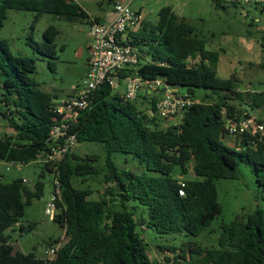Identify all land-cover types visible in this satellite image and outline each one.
Instances as JSON below:
<instances>
[{
    "label": "trees",
    "instance_id": "obj_1",
    "mask_svg": "<svg viewBox=\"0 0 264 264\" xmlns=\"http://www.w3.org/2000/svg\"><path fill=\"white\" fill-rule=\"evenodd\" d=\"M9 10L69 20L87 16L68 0H0V32ZM58 34L51 26L43 33V42L30 38L28 43L33 51L51 59L52 70L56 68ZM134 39L142 56L133 75L144 80L163 78L178 88L212 90L218 101L194 102L185 110L181 125L162 128L155 114V98L141 96L128 102L103 84L94 92L91 107L70 125L78 144L102 146L103 164L96 154L81 157L75 151L58 163L39 161L51 152L50 132L61 119L54 108L61 101L34 79L36 60L15 55L8 41L0 39V123L11 130L0 137V163L42 164L53 176L54 189L59 182L61 199L53 221L66 236L52 262L15 252L9 233L17 226L22 233L35 229V224L26 226L23 218L26 206L43 197L45 183L38 180L31 190L23 179L0 182V264H264L262 209L246 219L222 224L215 248L188 244L181 250L161 249L164 257L160 260L150 257L139 230L200 236L223 211L215 181L239 179L241 163L251 167L264 188V139L246 135L234 148L223 143L229 138L224 131L227 119L238 121L246 116L228 103L227 95L238 93L236 82L218 76L219 54L207 50L185 18L170 7L163 8L158 22H144ZM238 96L251 110L264 108V92ZM116 154L124 155L127 162L132 157L142 173L120 169ZM191 169L195 179H187ZM73 179L104 183L107 194L91 200L92 191L75 188ZM133 200L147 207V219L136 218V208L128 209L126 203ZM116 201L122 209L110 210Z\"/></svg>",
    "mask_w": 264,
    "mask_h": 264
},
{
    "label": "rangeland",
    "instance_id": "obj_2",
    "mask_svg": "<svg viewBox=\"0 0 264 264\" xmlns=\"http://www.w3.org/2000/svg\"><path fill=\"white\" fill-rule=\"evenodd\" d=\"M80 6L87 16H79L74 20L67 17H56L53 14L37 16L36 12L9 10L0 32V39L8 41L11 51L22 57L36 60L37 70L34 79L41 84L43 90L55 94L58 100H66L73 93V89L84 88L83 79L88 71L89 25L109 23L114 19V9L118 2L130 4L135 11H141L145 22L156 24L161 9L170 7L174 13L185 18L194 30L196 37L205 42L209 51L217 52L219 60L215 70L223 79H234L237 94L227 95L228 103L243 111L245 115H254L253 110L238 96H254L264 92V10L262 3L251 0L234 4L233 0H68ZM55 27L59 34L55 40L57 59L56 68L49 65L51 59L43 57L33 51L28 45L30 38L35 42H43V33L49 27ZM195 64V62H194ZM124 82L118 87L123 93ZM179 92L194 102L205 101L212 104L218 101L212 90L180 87ZM227 94V93H222ZM208 96V97H207ZM264 118V116H263ZM162 128L168 123L161 122ZM1 133L11 132L1 123ZM227 145V140H223ZM75 152L81 157L98 155L101 164L104 163L102 146L99 144H78ZM120 169L142 173L137 162L130 157L125 160L121 154L114 155ZM187 179H195L192 169ZM44 174L42 177L41 174ZM2 183H11L17 179L29 181L27 187L31 190L38 180L45 183L44 195L26 206L23 223L26 226L35 224L34 230L22 233L17 226L11 231V243L15 252L25 255L34 254L44 258L50 249L66 242L65 231L45 214L46 205L54 192L53 176L45 170L42 164L32 163L28 166L15 168L9 163H0ZM72 184L81 190H91V200L98 201L106 196L105 184L97 181H82L73 179ZM218 202L223 211L210 227L198 237L186 233L159 235L154 231L141 228L139 231L145 238L152 259L160 260L164 257L161 249H183L188 244L203 248L218 246L222 234V224L231 223L237 218H247L255 210H264V188L257 182L249 165L241 163L239 179L216 180ZM131 211L136 208V218H148L147 207L136 201L126 203ZM120 202L110 205V210H121ZM58 243V244H57ZM165 254H168L165 252ZM171 256V255H170Z\"/></svg>",
    "mask_w": 264,
    "mask_h": 264
},
{
    "label": "built area",
    "instance_id": "obj_3",
    "mask_svg": "<svg viewBox=\"0 0 264 264\" xmlns=\"http://www.w3.org/2000/svg\"><path fill=\"white\" fill-rule=\"evenodd\" d=\"M248 4L250 0H234ZM264 6V0H257ZM114 19L106 24L92 22L89 25L88 71L83 79L84 88H76L66 100L56 103L55 113L60 116L59 122L53 125L50 132L51 152L42 162L58 163L65 156L75 151L78 146L76 135L70 133V125L75 123L82 112L88 110L92 104L94 92L103 84H108L114 92H118L121 82L124 91L121 97L128 102H136L139 98L156 99V115L167 127L182 124L185 110L194 101L182 95L178 87L169 86L166 80L158 78L144 80L132 74L141 63L142 53L135 45L134 35L144 26L141 11H135L130 4L118 2L114 9ZM153 113V112H150ZM241 120L227 119L224 126L225 135L230 139L241 141L246 135L264 139V118L255 115ZM0 123V131H1ZM2 133L0 132V137ZM15 168L24 167L21 163H9ZM24 184L29 181L23 179ZM184 186V185H183ZM184 195V192H180ZM61 199L60 184L56 181L55 189L47 205L45 214L52 220L55 218ZM60 246L50 249L45 255L48 261H54Z\"/></svg>",
    "mask_w": 264,
    "mask_h": 264
},
{
    "label": "crops",
    "instance_id": "obj_4",
    "mask_svg": "<svg viewBox=\"0 0 264 264\" xmlns=\"http://www.w3.org/2000/svg\"><path fill=\"white\" fill-rule=\"evenodd\" d=\"M68 3H73V2L72 1H68ZM75 89H76V87L73 89V91ZM58 101H61V100H58ZM253 113H254L255 116L263 118V116H264V108L253 110ZM151 115H153V114L151 113ZM225 140H227L228 146L233 147V148L235 147L236 140L230 139V138H225Z\"/></svg>",
    "mask_w": 264,
    "mask_h": 264
},
{
    "label": "water",
    "instance_id": "obj_5",
    "mask_svg": "<svg viewBox=\"0 0 264 264\" xmlns=\"http://www.w3.org/2000/svg\"><path fill=\"white\" fill-rule=\"evenodd\" d=\"M245 118L248 119L249 116H245ZM116 191H117L118 194H120L122 192L119 182H116Z\"/></svg>",
    "mask_w": 264,
    "mask_h": 264
}]
</instances>
